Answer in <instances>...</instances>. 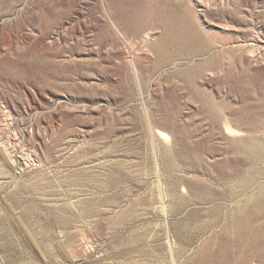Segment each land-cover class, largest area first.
I'll list each match as a JSON object with an SVG mask.
<instances>
[{
  "label": "rangeland",
  "instance_id": "374dc122",
  "mask_svg": "<svg viewBox=\"0 0 264 264\" xmlns=\"http://www.w3.org/2000/svg\"><path fill=\"white\" fill-rule=\"evenodd\" d=\"M253 144L264 0H0V264H235Z\"/></svg>",
  "mask_w": 264,
  "mask_h": 264
},
{
  "label": "bare ground",
  "instance_id": "6f19581e",
  "mask_svg": "<svg viewBox=\"0 0 264 264\" xmlns=\"http://www.w3.org/2000/svg\"><path fill=\"white\" fill-rule=\"evenodd\" d=\"M250 152H254L257 153V151H263L264 152V148L261 145H257V144H253L250 145V147H248ZM242 223L244 224L245 227H247L250 224L249 220H245L244 222L242 221ZM243 237V235H242ZM258 239H260L262 241V239H264V235H259L258 238L255 241V246H256V250H253L250 252L248 251H244L242 255H236V260H235V264H249V261L251 260L252 257L254 258H264V248L263 249H259V244H258ZM255 264H264V261L262 262H258Z\"/></svg>",
  "mask_w": 264,
  "mask_h": 264
}]
</instances>
